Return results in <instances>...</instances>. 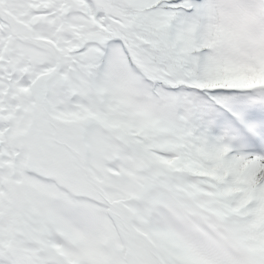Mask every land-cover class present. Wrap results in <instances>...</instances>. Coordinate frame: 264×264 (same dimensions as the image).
Instances as JSON below:
<instances>
[{
    "label": "snow or ice",
    "instance_id": "obj_1",
    "mask_svg": "<svg viewBox=\"0 0 264 264\" xmlns=\"http://www.w3.org/2000/svg\"><path fill=\"white\" fill-rule=\"evenodd\" d=\"M0 264H264V0H0Z\"/></svg>",
    "mask_w": 264,
    "mask_h": 264
}]
</instances>
